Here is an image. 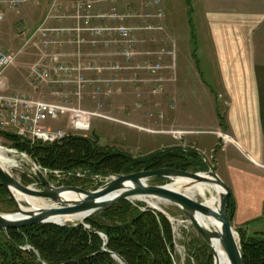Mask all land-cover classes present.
I'll return each mask as SVG.
<instances>
[{
  "label": "rangeland",
  "instance_id": "1",
  "mask_svg": "<svg viewBox=\"0 0 264 264\" xmlns=\"http://www.w3.org/2000/svg\"><path fill=\"white\" fill-rule=\"evenodd\" d=\"M63 1L72 4L77 1H93V3L95 1L97 5H99V9H101L98 11L99 13H109L115 8L118 15H122V17L130 16L129 18L118 20L117 23L121 25L131 28L152 27L153 29L135 32V36L139 42L134 44L133 49L135 55L129 61L117 54L127 45L125 39L120 36L113 35L115 41L113 44L107 46L99 42V45L96 47L91 43L92 37H90L87 32H82L80 37L78 36V32H73L70 33L69 36L63 37L61 40L63 42V47L60 50L63 54V60H66L67 63L72 66L81 64L83 67H99L98 70H86L83 72L85 78L89 82L86 85L85 100L82 103L84 109L97 112L99 116L90 119L91 128L88 132L71 131L70 117L63 114L55 120H51L48 126L53 130L68 132V136L96 138L101 146H107L117 151L124 152V154L137 160L148 159L152 155L165 150L178 149L183 151L186 155L194 152L198 155L197 159H201L204 164L205 171H207L208 166H210L212 170L216 172L214 151L206 149L204 144L200 145L195 141V139H199L202 143L206 144L210 139H214L208 131L212 129L211 116L206 115L204 112L188 119L187 112L189 109L187 111V107L181 108V123L185 124L188 128L196 130V132L191 133V131L171 126V117H167V115L159 111V109H156V106L159 105L157 104V100L163 95L164 89L156 83L155 79L159 77V73L163 69V60L158 61L159 58H156V56L159 57L160 55L162 57L164 55L167 56L169 62L174 65L180 85L183 83L184 77H186L187 80L193 81L195 84L198 76L203 84L212 90L213 93L217 92L218 94V84L216 81L215 64L211 54V44L202 17L205 14L204 11L209 8L212 2L218 4L220 0L210 1V4L209 1L201 0H159L161 1L159 8H161V10L163 9L165 14V18L162 20H158L157 18L148 20L145 18L147 14V0ZM153 12H156L155 8ZM46 13L47 6L45 3H41L39 5L22 7L8 14L6 22L0 30V49L5 52L20 54L18 55L16 63L8 68L0 79V94L8 96L28 95V89L32 91L27 80L32 68L39 62L37 58L38 55H41V50L37 45H26V41L32 34L31 32L41 25ZM26 16L29 17L26 19ZM58 26L72 27L73 21L70 20ZM85 26V23L81 22V27ZM96 51H98L99 54H97ZM153 52H158V55L154 56ZM146 57H150V59H146ZM117 62L120 64V69L108 68ZM149 63L161 65V69L157 75L152 76L145 69V66ZM166 64L169 63L167 62ZM145 73H147L148 76L146 75L144 77L143 75ZM141 87H145L149 92V103H143L146 99H142L143 93L141 90L139 91ZM125 88L136 90L135 95L137 97V102L135 103L134 110L140 113L145 105L146 108H148L146 117L156 124L138 125L139 123L135 122L138 120L133 121V119L121 118L120 116H115L108 112L109 105H112L110 102H113V98L117 91L119 90L120 92ZM154 88H159L161 91L153 94L152 91ZM25 91H27V93ZM96 92H98V94ZM41 93L42 94H37L35 97L43 99L44 95H48L47 92ZM168 101L169 104H166L165 107H169L170 110H168V115H171V111L174 109L175 104L171 102V98H168ZM86 105H88L90 109H88ZM218 108L220 111L218 119L220 127L219 129L217 128L218 130L214 132V134L219 140L225 143L230 140V137L224 130L225 117L222 114H224L223 111L225 106L219 104ZM221 110H223L222 114ZM137 134L141 139H138ZM152 140L153 142H151ZM0 147L16 152V150L13 151V149L9 148L10 144L1 136ZM223 157V154L218 153V162L220 164ZM14 158L18 161L20 166L12 170V175L24 185V180L31 179V174L26 169V163L32 164V162L30 158L19 155H16ZM230 158L241 164H244V161H248L247 157L239 156L236 153H233ZM199 171L189 169L186 172H205L203 169L201 172ZM80 173L84 174L82 171L78 172V174ZM94 178L97 180L94 182L90 181L91 186L87 187L89 189L83 188L84 190L95 191L94 189L100 187L106 177L95 176ZM50 179L57 187L65 186L61 185V183L71 181L69 180L70 177H56ZM98 179L101 181H98ZM169 183L168 180L163 178H155L148 181V184L151 186H165ZM25 186H33V184L29 183ZM128 202L139 212L144 213L148 210L154 214L160 212L143 201L130 200ZM197 202L203 203V200L199 199ZM22 205L28 207L25 203H22ZM159 206L162 208L161 212L166 215L165 217L168 218L172 226L175 245V264H204L207 262L214 264L211 249L207 248L208 246L191 224L189 217L171 203L164 202L160 203ZM13 211L14 208L0 201V213L10 214L13 213ZM75 223L70 224L74 225ZM253 225L264 234V216L260 222ZM104 239H106V237Z\"/></svg>",
  "mask_w": 264,
  "mask_h": 264
},
{
  "label": "crops",
  "instance_id": "2",
  "mask_svg": "<svg viewBox=\"0 0 264 264\" xmlns=\"http://www.w3.org/2000/svg\"><path fill=\"white\" fill-rule=\"evenodd\" d=\"M201 1H209L210 4L214 0ZM94 5L96 11L101 10L95 1ZM204 12L202 18L211 44L218 94L213 93L198 76L195 84L184 77L180 85L169 58L164 55L158 57V52H153L158 61L163 60V69L155 81L164 89V93L157 100L159 105L156 109L171 117V126L191 133L196 130L181 123V108L189 109L188 119L204 112L211 116L212 129L208 131L214 139H208L206 144L199 139L195 141L214 151L217 175L229 186L235 201L233 228L246 237L263 238V232L253 224L260 222L264 216V0H220L218 4L212 2ZM96 53L99 54L98 51ZM37 59L41 60L39 55ZM140 90L142 99H146L143 103H149V92L145 87ZM30 91L28 89V95L35 96ZM135 94L134 89L118 90L108 112L121 118L138 120L135 121L138 125L156 124L146 117L148 108L145 105L140 113L134 110L137 102ZM168 98L175 104L171 115H168L169 107H165L169 104ZM43 100H49V97ZM219 104L225 106L221 114L223 111L224 130L230 137L225 143L214 134L220 127ZM138 139H141L139 135ZM218 153L224 156L221 164ZM233 153L247 157L248 161L241 164L233 160L230 158Z\"/></svg>",
  "mask_w": 264,
  "mask_h": 264
},
{
  "label": "trees",
  "instance_id": "3",
  "mask_svg": "<svg viewBox=\"0 0 264 264\" xmlns=\"http://www.w3.org/2000/svg\"><path fill=\"white\" fill-rule=\"evenodd\" d=\"M0 136L10 144V149L26 154L43 170L70 177L71 181L61 185L82 189H89L90 181H96L95 176H126L160 169L206 170L201 159H197V153L186 155L178 149L160 151L148 159L137 160L124 152L101 146L96 138L67 136L53 144H34L8 132H0ZM81 171L85 174L83 178L77 177ZM31 179L24 180V185L33 184ZM0 201L14 208L13 213L17 212L1 181ZM228 213L233 225L235 201L232 193ZM237 232L245 264H264V239ZM104 244L127 264L176 263L174 235L168 218L149 210L139 212L128 201H121L106 212L88 218L85 225L46 224L0 230V264H120L110 255L101 253Z\"/></svg>",
  "mask_w": 264,
  "mask_h": 264
},
{
  "label": "built area",
  "instance_id": "4",
  "mask_svg": "<svg viewBox=\"0 0 264 264\" xmlns=\"http://www.w3.org/2000/svg\"><path fill=\"white\" fill-rule=\"evenodd\" d=\"M41 3L47 6L46 16L26 41V45L39 46L41 60L32 68L27 82L34 95L47 92L48 95L44 97L48 96L49 100L31 95L0 94V132L16 133L32 143L53 144L67 137L69 133L51 129L48 126L51 120L62 114L68 115L71 131L88 132L91 128L90 119L99 116L97 112L88 111L82 105L85 100L86 85L89 82L83 72L98 70L99 67L68 64L63 60L60 51L63 47L62 38L73 32H78L79 37L82 32H87L92 37L91 43L96 47L99 42L107 46L113 44L115 43L113 35L120 36L125 39L127 45L117 54L129 61L135 55L134 44L139 42L135 32L153 28H131L121 25L117 21L130 16L118 15L115 8L109 13H99L95 10L93 1H77L72 4L63 0H0V30L9 13ZM160 4L159 0H147L145 18L148 20L165 18L163 9L159 8ZM154 8L156 12H153ZM70 20L73 21L72 27L58 26ZM81 22L86 26L81 27ZM19 54L0 49V79L4 72L16 63ZM108 68L120 69V64L117 62ZM145 69L150 75L155 76L159 73L161 65L149 63ZM160 91L161 89L154 88L152 93L156 94Z\"/></svg>",
  "mask_w": 264,
  "mask_h": 264
},
{
  "label": "water",
  "instance_id": "5",
  "mask_svg": "<svg viewBox=\"0 0 264 264\" xmlns=\"http://www.w3.org/2000/svg\"><path fill=\"white\" fill-rule=\"evenodd\" d=\"M17 155L24 156L22 153L18 152ZM30 161L32 164L26 163V169L33 175L35 181L34 186L37 188L22 185L0 165V181L9 192L10 199L15 203L18 211L11 215L0 213V230H19L36 225L56 224L52 221L53 218L71 217L76 215L85 216V220L80 223L81 225H85L86 219L106 212L121 201L130 200L137 196H149L167 201L183 211L189 217L191 224L201 235L204 243L210 249L212 238L214 236H219L220 244L224 252L227 254L231 264H245L240 235L235 231L229 220L228 208L231 190L210 166H208L207 171L202 173H190L174 169H160L155 171H142L126 176L110 175L105 178L103 185L98 190L87 191L72 186L56 187L47 178V176L51 175V172L42 171L31 159ZM155 178H163L170 183L176 179L185 178L195 182H209L219 186L223 191L220 197L219 213L205 207L202 203L187 198L181 193L169 190L167 188L168 185L151 186L144 183L145 181ZM12 189L17 190L26 196L48 200L54 206L48 209L37 210L35 212L26 211L22 209L17 202L12 193ZM65 194H73L76 196L77 200L64 199ZM198 212L205 215L215 216L219 220L221 223L220 235H213L196 221L195 214ZM58 225L65 226L62 224ZM99 235L103 239L105 238L102 233H99ZM28 249L30 250L32 248L29 247ZM101 253L110 255L120 264H127L122 257L109 251L107 249V244H104ZM40 261L43 263L41 257Z\"/></svg>",
  "mask_w": 264,
  "mask_h": 264
},
{
  "label": "bare ground",
  "instance_id": "6",
  "mask_svg": "<svg viewBox=\"0 0 264 264\" xmlns=\"http://www.w3.org/2000/svg\"><path fill=\"white\" fill-rule=\"evenodd\" d=\"M32 93H33V91H32ZM28 96H30V95H28ZM12 134L16 135V136H19L16 133H12ZM19 137H21V136H19ZM35 143H41V142H34V144ZM17 152L18 151L12 152L9 149H4V148L0 147V165L7 172H9L11 175H12V170L13 169H17L20 166L18 161L14 158L17 155ZM18 153H20V152H18ZM10 154L13 155V156H11ZM22 154L24 155L23 157L29 158L26 154H24V153H22ZM38 167L42 171L51 172V175L47 176L48 180L51 183H52V181H51L50 178L63 177L62 174H60L59 172L43 170L40 166H38ZM12 176L15 178L14 175H12ZM77 177H85V174L80 173V174L77 175ZM31 178H32V180L34 182L33 186H26V187H32V188L34 187L35 181L33 179V175L32 174H31ZM95 180H97V179H95ZM98 181H101V180L98 179ZM148 181H145L144 183L146 185H149ZM52 184H54V183H52ZM60 187H62V186H60ZM100 187H98L96 190H98ZM167 188L169 190L173 191V192L181 193L182 195L186 196L187 198H189V199H191L193 201L197 202L199 199L203 200L202 204L205 207L211 209L212 211H214L216 213H219L220 197H221L223 191H222V189L219 186H216L215 184H212V183H209V182L200 183V182L192 181L190 179L181 178V179H176V180L172 181L171 183H169ZM12 193H13L14 197L16 198L17 202L19 203V205L21 206V208L26 210V211L35 212L37 210L48 209V208H51V207L54 206L48 200L26 196V195L18 192L17 190H14V189H12ZM9 198H10V195H9ZM64 199L77 200L76 196H74L73 194H65L64 195ZM130 200H137V201L146 202L151 207H153L155 210L157 209L158 211H160L158 213L166 216L163 212H161L162 208L159 206V204L160 203H164V202L165 203H169L167 201L159 200L157 198H153V197H149V196H137V197H134V198H132ZM130 200H125V201H130ZM22 203L27 204L28 207H24L22 205ZM14 205H15V203H14ZM17 212H15V213H17ZM15 213H10V214H6V215H11V214H15ZM195 219L204 229H206L207 231H209L213 235H216V234L220 235V233H221V223L219 222V220L215 216L205 215V214H202V213L198 212V213L195 214ZM84 220H85V216L84 215H76V216H71V217H56V218L52 219V221L55 222L57 225L58 224H62V225H65V226L67 224L75 223V222L76 223L74 224V226L81 225L80 223L83 222ZM86 228H88V227L86 226ZM210 246H211L212 252L214 254V257H213L214 258V264H231L227 254L224 252V250H223V248H222V246L220 244L219 236H216V237L214 236L212 238Z\"/></svg>",
  "mask_w": 264,
  "mask_h": 264
}]
</instances>
